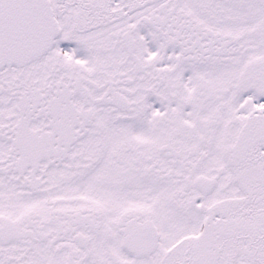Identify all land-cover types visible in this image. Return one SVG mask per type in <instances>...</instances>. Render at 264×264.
<instances>
[{
	"label": "snow or ice",
	"instance_id": "obj_1",
	"mask_svg": "<svg viewBox=\"0 0 264 264\" xmlns=\"http://www.w3.org/2000/svg\"><path fill=\"white\" fill-rule=\"evenodd\" d=\"M0 264H264V0H0Z\"/></svg>",
	"mask_w": 264,
	"mask_h": 264
}]
</instances>
